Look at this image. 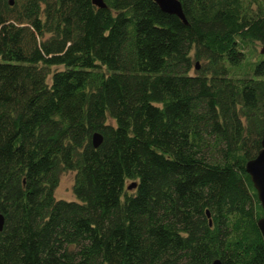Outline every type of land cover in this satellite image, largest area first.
<instances>
[{
  "label": "trees",
  "instance_id": "16d2710c",
  "mask_svg": "<svg viewBox=\"0 0 264 264\" xmlns=\"http://www.w3.org/2000/svg\"><path fill=\"white\" fill-rule=\"evenodd\" d=\"M179 1L0 0V264H264V9Z\"/></svg>",
  "mask_w": 264,
  "mask_h": 264
},
{
  "label": "water",
  "instance_id": "95a60500",
  "mask_svg": "<svg viewBox=\"0 0 264 264\" xmlns=\"http://www.w3.org/2000/svg\"><path fill=\"white\" fill-rule=\"evenodd\" d=\"M160 10L164 13L174 15L178 17L184 24H187L186 18L183 13L182 5L179 0H153ZM92 4L97 8H106L104 0H91ZM12 4V2H10ZM260 54L264 55V44L260 50ZM198 69V67H196ZM102 143V136L99 133H95L92 136V144L94 148H97ZM246 172L250 176L251 182L256 190L258 200L262 209L264 210V115H263V128H262V139H261V149L258 151L257 155L247 161ZM137 183L132 182L127 188L129 190L135 189ZM209 217V213L207 212ZM4 216L0 214V231H2L4 226ZM211 224V222H210ZM257 226L264 239V215L258 219ZM211 264H223L220 259H215Z\"/></svg>",
  "mask_w": 264,
  "mask_h": 264
},
{
  "label": "rangeland",
  "instance_id": "374dc122",
  "mask_svg": "<svg viewBox=\"0 0 264 264\" xmlns=\"http://www.w3.org/2000/svg\"><path fill=\"white\" fill-rule=\"evenodd\" d=\"M250 4L252 10H256L261 7L264 9V0H245ZM262 48L261 43L257 42H249L243 46V52L245 54V61L239 66L231 69L232 77H243L246 73L250 72L251 65L255 61L258 60L260 54V50ZM192 55V53H191ZM200 64V62H196ZM55 68H53L54 70ZM58 69V68H56ZM196 71L195 68L192 69L191 74ZM108 123H113L110 119H108ZM75 173L72 171H64L59 176V183L55 190V198L57 200L64 201H76V198L73 194V184H74ZM134 181L128 180L125 184V190L128 193H132L134 189L129 190L127 187Z\"/></svg>",
  "mask_w": 264,
  "mask_h": 264
}]
</instances>
